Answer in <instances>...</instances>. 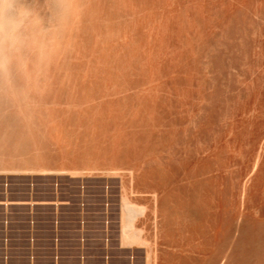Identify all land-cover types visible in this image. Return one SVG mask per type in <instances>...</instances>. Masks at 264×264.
Returning <instances> with one entry per match:
<instances>
[{"label": "rangeland", "instance_id": "rangeland-1", "mask_svg": "<svg viewBox=\"0 0 264 264\" xmlns=\"http://www.w3.org/2000/svg\"><path fill=\"white\" fill-rule=\"evenodd\" d=\"M77 1L1 83L0 264H147L123 194L153 264H264V0Z\"/></svg>", "mask_w": 264, "mask_h": 264}, {"label": "bare ground", "instance_id": "bare-ground-1", "mask_svg": "<svg viewBox=\"0 0 264 264\" xmlns=\"http://www.w3.org/2000/svg\"><path fill=\"white\" fill-rule=\"evenodd\" d=\"M24 1V0H23ZM22 0H0V36H3L5 38V43L0 46V84L2 83V81H6L7 79H11V76L13 77H16V73H14L15 71L17 72V69L19 67H21V60H22V56L20 54V52L22 51L21 47L24 44L25 40L27 41V38L28 37H33L34 39L31 40L34 41V43H36V45H38V56L39 57V60H42L40 58H45L44 54H47V51L46 48L47 46H49V48L55 46L56 47V43H59L58 42V39L59 37L61 36V30L63 29L67 31V26L70 25L68 24V21L72 19V11L73 9L75 8L74 7V4L77 0H51L52 1V13L50 14L51 16H49L52 20H50V23L45 25L41 20V16H37L39 14H34L33 16L34 19L32 20V23L31 21H29L28 19V15L30 13L29 9H27V6L25 5V1L23 3ZM80 1V0H79ZM78 3V1H77ZM80 6V4H79ZM74 7V8H73ZM50 8V7H49ZM78 9V7H76ZM75 8V11H77ZM51 10V9H50ZM49 10V11H50ZM77 14V13H76ZM49 15V13H48ZM75 15V14H74ZM73 15V16H74ZM32 16V14H31ZM47 16V15H46ZM30 17V16H29ZM75 18H77L76 16H74ZM32 18V17H30ZM47 18V17H45ZM50 18H47V19H50ZM30 23H28L27 22ZM31 20V19H30ZM44 21V20H43ZM49 21V20H48ZM69 21V23H70ZM75 21V20H74ZM45 22V21H44ZM47 22V21H46ZM74 23V22H72ZM32 24V25H31ZM68 24V25H67ZM73 25V24H72ZM70 25V26H72ZM73 27V26H72ZM66 28V29H65ZM33 30V36L29 34V31L30 30ZM31 30V31H32ZM71 30V29H69ZM68 33V31H67ZM29 34V35H28ZM60 34V36H59ZM63 35V34H62ZM28 36V37H27ZM57 36H58V39H57ZM63 37V36H62ZM57 39V40H56ZM62 40V38H61ZM31 41V43H33ZM54 41H57L56 43ZM30 42H28L27 44H29ZM30 43V45H32ZM54 43V44H53ZM53 44V46L51 45ZM60 44V43H59ZM57 44V45H59ZM51 45V46H50ZM34 46V45H33ZM23 48V47H22ZM26 48V47H25ZM36 48V47H35ZM57 48V47H56ZM27 49V48H26ZM35 50V49H34ZM25 51V50H23ZM48 51H51L48 49ZM31 52V51H30ZM29 52V53H30ZM37 52V51H36ZM55 52V51H53ZM21 53H24V52H21ZM49 53V52H48ZM26 54V53H25ZM51 54V53H50ZM28 55V54H27ZM31 57L33 56V60L32 58H30L32 61H35V55H30ZM29 56V57H30ZM48 55H46L47 57ZM21 57V58H20ZM20 58V59H19ZM24 59V58H23ZM26 59V58H25ZM24 59V60H25ZM28 59V57H27ZM44 60V59H43ZM42 60V62H43ZM49 60V59H47ZM20 61V62H18ZM27 61V60H26ZM41 62V61H39ZM34 63V62H33ZM32 62L30 64H33ZM20 64V66L18 65ZM35 64V63H34ZM33 64V65H34ZM29 65V64H28ZM43 65H44V62H43ZM39 66V65H38ZM23 67H24V64H23ZM29 66H27V69ZM43 67V66H42ZM32 69V67H30ZM40 68V67H39ZM16 69V70H15ZM26 69V70H27ZM29 70L30 72L32 70ZM34 69H35V66H34ZM37 69V68H36ZM35 69V70H36ZM15 70V71H14ZM23 70V69H22ZM35 70L33 71L35 73ZM14 71V72H13ZM28 71V70H27ZM24 72H25V69H24ZM40 72V71H39ZM36 73H38L36 71ZM13 74V75H12ZM22 74V73H21ZM42 74V72H41ZM20 75V74H18ZM27 77H30L32 76V74H26ZM22 76V75H20ZM36 76V75H35ZM24 77V76H23ZM26 77V78H27ZM33 77V76H32ZM18 78V76H17ZM34 79L37 78L36 77H33ZM13 79V78H12ZM16 79V78H15ZM31 80V79H30ZM10 81V80H9ZM8 81V82H9ZM13 81V84H14V80ZM36 81V80H35ZM28 82V81H27ZM5 83V82H4ZM2 83V84H4ZM34 83V82H32ZM2 84H1V88L4 89V87H2ZM11 84V82H10ZM22 84V83H21ZM8 84L6 82V85H5V88L7 89L8 87H6ZM19 85V84H17ZM35 85V84H34ZM23 87V86H22ZM25 87V86H24ZM0 88V89H1ZM14 88H16V86H14ZM26 88V87H25ZM4 89V90H6ZM13 89V88H11ZM19 89V87H18ZM15 90V89H13ZM12 90V91H13ZM17 90V88H16ZM28 91V87L26 89ZM18 91V90H17ZM4 92V91H3ZM19 92V91H18ZM2 93V92H0ZM15 94V92H13ZM27 93V92H26ZM19 94V93H18ZM15 94V97H21V95H17ZM10 96V94H9ZM13 96V95H12ZM11 96V97H12ZM26 96V95H25ZM3 96H1L2 98ZM27 97V96H26ZM20 98V100H22ZM28 98V97H27ZM6 99V98H5ZM13 99V98H12ZM3 100V99H1ZM7 100V99H6ZM19 100V99H18ZM23 100H25V98L23 97ZM11 101V100H10ZM14 101V100H13ZM16 101V100H15ZM1 102V101H0ZM2 103V102H1ZM22 103V102H19V104ZM17 104V105H19ZM24 104V103H23ZM20 106V105H19ZM21 107V106H20ZM24 107V106H23ZM19 109V108H18ZM21 111H22V108H21ZM24 112V111H23ZM2 113H0L1 115ZM23 114V113H21ZM3 115V114H2ZM23 116V115H22ZM25 116V115H24ZM28 116V115H27ZM2 117V116H1ZM0 117V118H1ZM29 117V116H28ZM11 120H14L11 119ZM10 120V122H11ZM1 122V121H0ZM15 123V121H14ZM11 124V123H10ZM9 124V125H10ZM14 126V125H13ZM1 134V133H0ZM4 134V132H3ZM1 136V135H0ZM4 136H1L0 139L2 138L3 139ZM4 140V139H3ZM4 142V141H3ZM2 142V143H3ZM3 167V166H2ZM36 167V166H35ZM40 167V166H39ZM16 169H10V170H13V171H21L22 169H17V167H15ZM33 168V167H32ZM41 168V167H40ZM26 169V168H25ZM25 169H23L22 171H25ZM45 170H48L46 168H44ZM52 169V168H51ZM0 170L2 171H10L9 169L7 168H4V169H1ZM31 170V169H29ZM33 170V169H32ZM35 170V168H34ZM33 170V172H34ZM42 169H39L38 170H35V171H42ZM105 171V170H104ZM11 172V171H10ZM120 231H119V242L122 246H135V245H144L146 246V257L148 258L147 259V264H153V262L151 263L149 261V259H152L150 257L151 253H150V250H151V243H149V240L148 238H143L142 237V234L141 232V229L138 228V224L137 225V222L139 221L140 217L143 216L144 214V207L142 206H139L137 205L136 203H134V201L131 200V198H129L127 195L123 194L120 198ZM146 215V214H145ZM144 236V235H143ZM153 241V240H152ZM155 244V243H154ZM153 248V247H152ZM153 251V250H152ZM151 251V252H152ZM150 253V254H149ZM153 260H155L153 258ZM52 262V261H51ZM49 262V263H46V264H60L61 261L59 260H54L52 263ZM25 264H36V262L34 260H30V261H27V263ZM44 264V263H43Z\"/></svg>", "mask_w": 264, "mask_h": 264}, {"label": "clouds", "instance_id": "clouds-1", "mask_svg": "<svg viewBox=\"0 0 264 264\" xmlns=\"http://www.w3.org/2000/svg\"><path fill=\"white\" fill-rule=\"evenodd\" d=\"M5 43V38L3 36H0V46H2Z\"/></svg>", "mask_w": 264, "mask_h": 264}]
</instances>
